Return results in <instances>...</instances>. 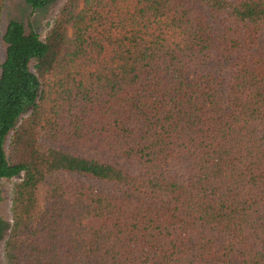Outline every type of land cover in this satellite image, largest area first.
Segmentation results:
<instances>
[{"label": "trees", "instance_id": "16d2710c", "mask_svg": "<svg viewBox=\"0 0 264 264\" xmlns=\"http://www.w3.org/2000/svg\"><path fill=\"white\" fill-rule=\"evenodd\" d=\"M1 40L4 264H264V0H63Z\"/></svg>", "mask_w": 264, "mask_h": 264}, {"label": "rangeland", "instance_id": "374dc122", "mask_svg": "<svg viewBox=\"0 0 264 264\" xmlns=\"http://www.w3.org/2000/svg\"><path fill=\"white\" fill-rule=\"evenodd\" d=\"M62 1L54 0L43 9H31L24 0H4L0 21V61L3 58L4 50L1 35L8 20H19L26 28L33 27L36 31L42 33L49 25ZM11 186V181L0 180V220L4 224L10 221L9 199ZM3 241L4 237L0 238V264H4L2 253Z\"/></svg>", "mask_w": 264, "mask_h": 264}]
</instances>
